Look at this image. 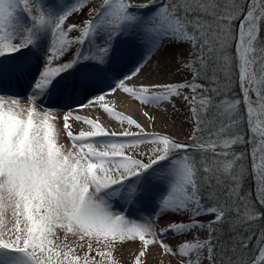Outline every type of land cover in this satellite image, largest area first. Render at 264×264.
<instances>
[{"label":"snow or ice","instance_id":"6c2138e0","mask_svg":"<svg viewBox=\"0 0 264 264\" xmlns=\"http://www.w3.org/2000/svg\"><path fill=\"white\" fill-rule=\"evenodd\" d=\"M181 48L189 78L133 82ZM116 93L182 103L190 143L117 111ZM88 108L121 130L74 115ZM130 243L132 264L152 246L264 264V0H0V264H119Z\"/></svg>","mask_w":264,"mask_h":264},{"label":"rangeland","instance_id":"374dc122","mask_svg":"<svg viewBox=\"0 0 264 264\" xmlns=\"http://www.w3.org/2000/svg\"><path fill=\"white\" fill-rule=\"evenodd\" d=\"M92 2L95 5L98 6L100 4L101 0H92ZM85 18H86V14H85V16H74L72 18V20L69 21V23H79L80 20L85 19ZM72 35L75 36L76 34L73 33ZM177 51H179L180 54L184 53L185 57H182L181 55H180V57L176 56V55L175 56H171L170 55L168 57V59H167L170 62V64H171L169 66V70H170V71H168L169 73L168 72H162L161 73L159 71V69H158V66L159 65L161 66V63H162L163 60H161L160 63H157L156 60H153L145 68V70L143 71V74L140 76V78L138 80H136L137 84H140L141 82H143V83L144 82L145 83H152V82L158 81L160 79L163 80L164 77L165 78L166 77L167 78H173V79L177 78L178 79L177 81H182V80H184L186 78H189V74L182 69L181 63H180V59L181 58H184V59L188 58V50H187V48H181V49H179ZM185 51H187V54H186ZM121 94L123 95V98H122L123 100L119 101V104H121L119 109L121 111L130 113V111L128 109L129 106L128 107L126 106V104L128 102L130 104V106H132L131 114L133 113L132 114L133 116H138L139 121L142 120L141 118L148 119V117H146L144 115V113L147 111V109L145 107H143L139 103L133 101L131 98L126 97L123 93H121ZM22 101H24V104L27 103V101H25V100H22ZM164 107H167V109L170 111L169 114L167 113L169 115L167 123H169V125H171V124L172 125H176V127H177L176 130L169 129L168 130L169 135L171 137H173L174 139H176L177 141H180L182 143H190L189 136H190V133H191L192 126H191V124L189 122H187V116H188L187 108L183 105V107H184L183 113H178V112H176V110H173V108L171 106L164 105ZM88 110L90 111L89 113L90 114H94L93 116H95V117H97L96 114H98L100 120L102 118L104 119L105 117L109 118V117L106 116V114H103L102 112H100L97 109L88 108ZM159 110L160 109L154 108L153 113L155 112V113H159L160 114L161 112ZM134 112H136V113H134ZM72 122H74L75 124L80 125L79 130L81 129V127H86V125H82L80 122H77V121H72ZM144 127L146 128V125ZM155 128L164 129V126L163 125L161 126V125L157 124ZM143 215H144L145 218H148V214L147 213H143ZM177 218H179V217H177ZM202 235H206V234H202ZM127 248H130V250H132L133 253L132 252L129 253V251L124 252V251L127 250ZM138 250H139L138 243L125 244L123 247H120V248L117 249V251L115 253V257L117 258L119 264H132V262H133V260L135 258L136 253L138 252ZM159 254L163 255L164 253L161 250V252ZM145 262H146V264H162V263H151V261L149 262L147 260V258H145ZM171 262H172V264H174V263L177 264L176 261H171ZM164 264H165V262H164ZM205 264H207V261H205Z\"/></svg>","mask_w":264,"mask_h":264},{"label":"bare ground","instance_id":"6f19581e","mask_svg":"<svg viewBox=\"0 0 264 264\" xmlns=\"http://www.w3.org/2000/svg\"><path fill=\"white\" fill-rule=\"evenodd\" d=\"M186 52V54H187V51H185ZM180 55L182 56V57H185V54L183 53V54H180V52L179 51H177V53H176V56H179L180 57ZM169 57V56H168ZM168 57H166V58H164L163 59V61H162V63H161V66L159 67L158 66V69H159V71L162 73V72H168V71H170L169 70V66L171 65L170 64V62L167 60L168 59ZM169 73V72H168ZM175 77V76H174ZM178 79L176 78V79H173V78H163V80L162 79H160V80H158V81H155V82H172V81H177ZM134 83H136L137 84V81L136 80H134L133 81ZM145 83V82H144ZM153 83V82H152ZM123 95L121 94V93H116V94H114V95H112V96H109V97H107L106 99L115 107V109L117 110V111H121L120 109H119V107L121 106V104H119V101H122L123 99ZM22 100H25V101H27V98L26 97H24ZM21 100V103H24V101H22ZM126 106L128 107V109H129V111H130V113L128 112H124V111H121V112H123L125 115H131L134 119H136L139 123H141L143 126H145L146 125V130L147 131H157V132H160V133H164V134H168L169 135V132H168V130L169 129H172V130H176L177 129V127H176V125H169V123H167L168 122V114H169V110L167 109V111L165 112L163 109H164V105L163 106H161V108H160V114L159 113H153V111H154V108L153 107H145L146 109H147V113H148V116H150V117H152L153 119H144V118H141L142 120V122L141 121H139V118H138V116H133L132 114H131V108H132V106H130V104L127 102V104H126ZM177 109L178 110H176V112H178V113H183V111H184V107H183V104L182 103H180V102H178L177 103ZM88 109H82V110H77L76 112H74V115H83V116H88V117H91V118H96L95 116H93L94 114H90L89 112V110L87 111ZM134 113H136V112H134ZM168 113V114H167ZM63 114L64 113H61V114H59V112L57 113V115L58 116H60V117H62L63 116ZM96 116H99L98 114H96ZM100 122L102 123V124H104V126L105 127H107V128H109L110 130H116V131H120L121 130V126L117 123V122H115V121H113V120H111V118H102L101 120H100ZM70 123H72V126H73V131L74 132H78V130H79V128H80V125H78V124H75L74 122H72V121H70ZM163 125L164 126V129H161V128H155L156 127V125ZM174 124V123H173ZM150 128H148V127ZM125 127H126V125H125ZM134 130V129H133ZM162 130V131H161ZM61 142H63L64 144H66V145H68V146H70V142L68 141V139H67V137L66 136H63L62 138H61ZM141 148L143 149L144 148V146H141ZM172 219L171 220H173V219H179V218H177V217H171ZM171 220H166V221H164L161 225H159L158 227H164V226H166L167 225V223H169ZM165 243H170V244H174L175 243V240H173L172 239V237L171 236H168V237H166L165 238ZM127 251H129V253H131L132 252V250H130V248H127V250L126 251H124V252H127ZM161 252V250H160V248L158 247V246H152L151 248H150V250H149V252H148V254H147V260L150 262L151 261V263H162V264H164V262H165V264H172V262L171 261H175V259L174 258H172V257H170V256H167V255H160L159 253ZM133 253V252H132ZM175 264V263H174Z\"/></svg>","mask_w":264,"mask_h":264}]
</instances>
